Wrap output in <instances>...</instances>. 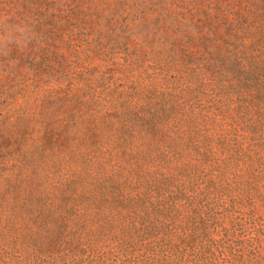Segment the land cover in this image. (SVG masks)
<instances>
[{
	"label": "trees",
	"instance_id": "obj_1",
	"mask_svg": "<svg viewBox=\"0 0 264 264\" xmlns=\"http://www.w3.org/2000/svg\"><path fill=\"white\" fill-rule=\"evenodd\" d=\"M0 40V264H264V0H0Z\"/></svg>",
	"mask_w": 264,
	"mask_h": 264
},
{
	"label": "rangeland",
	"instance_id": "obj_2",
	"mask_svg": "<svg viewBox=\"0 0 264 264\" xmlns=\"http://www.w3.org/2000/svg\"><path fill=\"white\" fill-rule=\"evenodd\" d=\"M60 2L63 3V0H60ZM142 32L145 33V34L150 33V32H147L145 30H143ZM12 41H14V40L13 39H10V42H12ZM0 43H1V45H4L3 40H0ZM8 248H9V244L8 243H5V241L1 240L0 241V258H3L4 256H6L7 251H8Z\"/></svg>",
	"mask_w": 264,
	"mask_h": 264
}]
</instances>
